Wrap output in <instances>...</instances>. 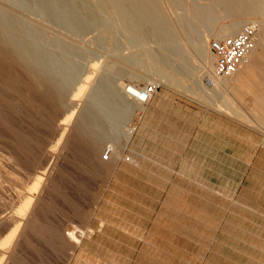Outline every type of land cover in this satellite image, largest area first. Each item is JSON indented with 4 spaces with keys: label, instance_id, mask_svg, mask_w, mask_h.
<instances>
[{
    "label": "rangeland",
    "instance_id": "rangeland-1",
    "mask_svg": "<svg viewBox=\"0 0 264 264\" xmlns=\"http://www.w3.org/2000/svg\"><path fill=\"white\" fill-rule=\"evenodd\" d=\"M156 1L159 8L150 6L160 20L154 15L144 36L121 39L116 49L109 28L78 39L0 0V11L17 26L35 29L51 51L63 58L60 45L83 51L82 59L71 60L83 70L82 80L65 85L56 70L36 69L9 39L0 38V220L21 210L38 177H50L37 233L22 241L9 264H67L69 230L82 244L95 231L91 223L99 213L132 224L121 216L136 212L137 202L152 205L155 217L163 216L155 224L185 239V252L155 259L264 264V50L247 57L232 81L216 76L215 61L213 77L229 82L217 90L201 74L196 38L211 27L210 49L218 39L213 28L245 18L240 7L230 0ZM195 7L210 9L199 14ZM158 35L177 50L168 55L167 67L155 63L169 45ZM162 70L169 77L183 75L173 83L157 76ZM102 79L121 86L117 96H125V87H152L154 93L143 105L130 100L115 106L113 119L105 120L88 99ZM83 80L91 81L76 106L70 99L77 98ZM4 228L0 223V245L9 251L16 225Z\"/></svg>",
    "mask_w": 264,
    "mask_h": 264
},
{
    "label": "bare ground",
    "instance_id": "bare-ground-1",
    "mask_svg": "<svg viewBox=\"0 0 264 264\" xmlns=\"http://www.w3.org/2000/svg\"><path fill=\"white\" fill-rule=\"evenodd\" d=\"M8 1L16 5L18 9L20 8L22 10L28 11L32 16L37 17V19L58 27L61 30L72 34L78 39H83L87 35L89 36L90 31L94 33V31H98L103 27L109 28L108 35H110V38L116 49L120 48L121 39L126 38L127 40L131 41L130 39H135L137 38V36H144L145 29L148 26L147 24L151 23L153 16L156 15L157 17L155 18L157 20H160L161 16L150 6V3L153 4V2H155V5L159 8L160 5L156 0ZM230 1L240 7L239 9L241 10L239 13L245 15V18L232 20L229 24H224L221 26L219 25L218 28H213V31L216 32V34H213L216 35L218 39L233 37L238 35L246 25L252 23H256V25L259 24L260 31L258 27L259 37L257 40L256 48L248 56L249 59H252L258 53V50H264V0ZM81 2L88 4L90 9H88L87 7H84V9L81 8L79 6V3ZM91 6L94 7V10L91 8ZM209 9L210 8L195 7L196 12L199 14L205 11H209ZM246 17H253V21L249 18L247 19ZM209 30H211V27H206L205 32L201 31L198 34L194 48L196 50V53L199 55V61L201 60L200 64L202 76L207 78V83L210 86H214V88L217 90H223L227 85H229V82H223L213 77V65L216 61V57L212 53L211 49L207 47L208 37L206 34L209 32ZM14 32H18V34H15ZM92 33H90V35ZM40 36L41 34L38 33L35 29L26 26H17L16 22L6 17L0 11V38L5 40L9 39L12 43V46H14L16 50H19L21 53L24 52L28 56L29 62L32 63L36 67V69L37 65H39L41 68L48 72L56 70L62 78V83L64 82L65 85H69L70 83L72 84L73 81L79 82L80 80H82L83 70L77 67L71 60L74 56L82 59L83 51L79 50L76 47H67L59 44V48L65 56L63 58L59 54L51 51L49 46L41 44L39 42ZM157 39L162 44H169L167 38L164 35H158ZM164 39L166 41H164ZM97 41H100V39L97 38ZM52 43L54 46L58 44L57 41H53ZM177 43L178 42H176L175 44ZM139 48L141 49V47ZM164 52L165 54L163 56L156 57L155 63L156 65H159L161 63L162 65L167 67L168 65L166 64H169L167 61L169 59L168 55L170 53L176 54L177 50H175L174 46H171L169 44L167 47H165ZM245 62L233 76L227 77L230 78L229 81H232L233 77L241 71ZM91 71H94V69H92ZM181 74L179 72V74L176 73L174 77H169L170 74L165 70H162L161 72L158 71L157 76L163 79H167L169 82L175 83L177 80L176 78ZM90 81H81V86L79 89L80 93L77 95L78 99H70L76 106L79 102L81 103L79 98H81L84 94V91L82 90H84V87H88L90 85ZM120 89L121 86H115L114 82L107 79H102L98 85L91 89L92 91L90 92L88 99L91 100V104L100 107V113L102 112L101 114L103 119H113V108H115V106H124L125 104L130 103V100H133V102H136L140 105L144 104L143 102L145 93H143L142 90L134 87H130L129 89L127 87L122 88V90L125 92V96L123 97L117 96ZM150 97L151 95L148 98ZM71 120L72 119L70 118L66 122L65 126H70ZM49 182L50 177H38L32 190L29 191L30 193L28 198L23 202L21 210H19L18 213L10 218H3L2 220H0V223L5 225L6 228H10L13 225H16V228L12 232L11 236L13 247L11 245L9 246V251H5V243L3 245H0V252L4 253L1 264H9L11 261H14L15 257L18 255L22 241L32 233H37V212L44 198L46 187ZM6 228H4L3 231H5ZM66 236L69 241L73 243V248L71 249V251L74 250L78 245L80 246L81 242L76 236L75 229L69 230L66 233Z\"/></svg>",
    "mask_w": 264,
    "mask_h": 264
},
{
    "label": "crops",
    "instance_id": "crops-1",
    "mask_svg": "<svg viewBox=\"0 0 264 264\" xmlns=\"http://www.w3.org/2000/svg\"><path fill=\"white\" fill-rule=\"evenodd\" d=\"M148 205L137 202L136 212L121 216V221L132 224H118L117 219L99 213L91 223L95 231L72 250L67 264H166L155 259V254L185 252L184 237L175 235L167 226L155 224L163 216L155 217L152 205ZM112 220L115 223H109Z\"/></svg>",
    "mask_w": 264,
    "mask_h": 264
},
{
    "label": "built area",
    "instance_id": "built-area-1",
    "mask_svg": "<svg viewBox=\"0 0 264 264\" xmlns=\"http://www.w3.org/2000/svg\"><path fill=\"white\" fill-rule=\"evenodd\" d=\"M258 25L251 24L246 26L238 35L217 39L211 42L210 49L216 57L215 73L218 77L227 78L233 76L245 62L247 57L254 50ZM145 93L144 102L151 99L154 88L141 89ZM151 95L150 98H148ZM110 150L103 156L108 160Z\"/></svg>",
    "mask_w": 264,
    "mask_h": 264
}]
</instances>
